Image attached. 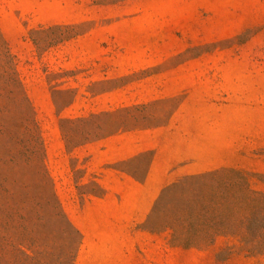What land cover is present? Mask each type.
I'll return each instance as SVG.
<instances>
[{"label": "rangeland", "instance_id": "1", "mask_svg": "<svg viewBox=\"0 0 264 264\" xmlns=\"http://www.w3.org/2000/svg\"><path fill=\"white\" fill-rule=\"evenodd\" d=\"M183 103L207 169L147 213L94 202L79 148ZM31 258L264 264V0H0V264Z\"/></svg>", "mask_w": 264, "mask_h": 264}, {"label": "crops", "instance_id": "2", "mask_svg": "<svg viewBox=\"0 0 264 264\" xmlns=\"http://www.w3.org/2000/svg\"><path fill=\"white\" fill-rule=\"evenodd\" d=\"M171 98L169 95L159 96L147 102L163 103ZM185 110L183 103V106H178L155 127L119 130L95 142H87L83 149L79 148L82 151L88 150L87 166L98 171L100 178L109 181L104 183V196L94 202L123 209H127L130 203L133 208L147 213L153 208L161 191L170 183L175 170L182 171L179 174L182 176L190 174L193 169H207L193 165L197 159L192 157L201 155L202 145L199 134H196L193 141L191 115L186 114ZM219 143L213 150L215 157H223L222 137ZM92 149L96 150L97 155H90ZM145 157H148V163L142 174L143 180H137L136 173L112 167L137 162ZM112 179H119L118 184L114 185Z\"/></svg>", "mask_w": 264, "mask_h": 264}, {"label": "trees", "instance_id": "3", "mask_svg": "<svg viewBox=\"0 0 264 264\" xmlns=\"http://www.w3.org/2000/svg\"><path fill=\"white\" fill-rule=\"evenodd\" d=\"M25 99V98H24ZM23 254V253H22ZM24 255V254H23ZM24 257H28V256H26V255H24ZM31 260L32 261H35V264H43L42 262H41V260L40 259H35V258H31Z\"/></svg>", "mask_w": 264, "mask_h": 264}]
</instances>
